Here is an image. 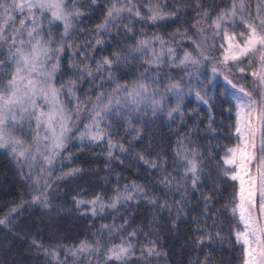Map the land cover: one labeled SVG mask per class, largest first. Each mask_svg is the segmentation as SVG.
<instances>
[{"label":"snow or ice","instance_id":"6c2138e0","mask_svg":"<svg viewBox=\"0 0 264 264\" xmlns=\"http://www.w3.org/2000/svg\"><path fill=\"white\" fill-rule=\"evenodd\" d=\"M97 3L98 0H89V7ZM104 3L102 22L97 24L82 46L74 37L78 36L79 20L84 13L75 6V0H0V149L9 152L22 176L24 169H28L24 178L32 182L33 204L43 208L51 206L47 190L51 187L53 168L57 158L60 161L64 159V153L73 140L78 139L81 146H85L86 140L99 142L107 138L109 159H119L114 156L116 151H128L123 144L117 146L113 142L111 126L104 121L116 124L128 121L131 125L149 113L153 116L166 114L171 120H175V114L180 113L183 119L181 102L186 82L183 78L170 79L162 65L179 67L189 77L187 83L191 84L193 77L199 76V68L207 67L204 62L213 60V79L217 74L225 77L227 83L236 89L235 92L225 89V94L231 95L238 109L246 108L248 115L247 138L241 133L238 111V143L224 150L215 170L227 179L239 181L238 191L234 193L238 202L231 210L233 221L238 213L243 224V231L235 233L237 242L243 244V264H264V0H259L254 12L250 0H232L230 6L221 9L214 17L210 16L200 0H196L193 7L196 19L191 28L186 26L189 22L183 19L186 14L182 11L184 5L181 0H173L171 10L160 0H104ZM204 24H207L206 28L202 26ZM60 25L62 34L57 38L52 33L59 31ZM137 25L145 32L142 37L135 35ZM147 25L153 29L171 25L177 27L170 37L158 34L148 36ZM129 33L132 35L129 36ZM197 33L202 39L196 38ZM221 35L220 57H215L211 49L216 47L217 38ZM122 36L126 38L117 42V37ZM185 41L194 45L196 51L190 50ZM109 43L115 47L105 55V45ZM179 48L185 49L183 56L179 54ZM5 49L7 59L3 58ZM97 52L101 59H96ZM65 56L69 61V79L66 81L60 79L65 71ZM220 64H223L222 68ZM132 71L140 74L131 83L121 84L116 74ZM237 72L241 74L239 78L245 80L250 75L253 88L236 84L228 75ZM105 74L107 82L97 85L101 90L99 94L86 93L85 98L77 95L82 91L79 87L81 81L96 84L98 80L104 81ZM105 88L111 90L102 91ZM196 96L199 101L211 106L212 99L202 85L197 86ZM171 97L176 99L174 107H170ZM82 112L86 113L88 121L84 123L83 130L79 127V123H83ZM256 122L261 128L258 149ZM213 123L209 115L210 130ZM25 129L31 139L25 137ZM131 135L139 136L140 133L137 131ZM186 137L187 134L178 137V140ZM174 151V167L182 169V173L169 172L167 159L163 157L162 162V155H157L155 160H148L144 155L138 157L153 169L151 175L156 178L159 189L151 182L137 184L133 181L131 185L125 183L123 188L117 184L108 199L101 194L88 200L74 197L77 208L93 217L105 215L107 209H112L115 218L116 213L131 210L133 204L145 201L153 210L167 209L169 214L173 207L178 206L176 211L179 216L185 206L189 181L192 190L199 189L203 169L216 157H211L205 164L203 154L191 145L184 147L178 144ZM80 171L79 168L62 171L58 178L74 177ZM33 173L36 174L35 179ZM157 191L162 196L156 195ZM174 192L179 199L173 195ZM169 196L174 203L169 201ZM202 198L205 201L202 215L206 221L212 219L213 229H208L207 223L198 228L195 243L205 248L214 240L212 231L215 230L216 238L221 237L222 231L215 228V214L209 207L212 196L202 194ZM85 205L87 207H83ZM18 210L14 207L12 213ZM12 213L0 219V225H6V219L10 220ZM175 223L173 221L174 227ZM127 224L125 216L120 225H102L101 236L105 232L108 234L107 243L99 239L81 240L71 247L65 246L63 259L60 248L49 251L35 240L33 244L37 252L43 250L45 257L51 258L46 259V264H52V261L55 264H93V261L95 264H129V258L137 255L140 259L132 261V264H158V260H153V257L159 258L162 254L158 242L146 240L137 252L139 233L135 229L128 231ZM236 228L239 229L240 225L237 224ZM114 233L119 234L118 241ZM195 264H211V260L205 258Z\"/></svg>","mask_w":264,"mask_h":264},{"label":"trees","instance_id":"16d2710c","mask_svg":"<svg viewBox=\"0 0 264 264\" xmlns=\"http://www.w3.org/2000/svg\"><path fill=\"white\" fill-rule=\"evenodd\" d=\"M181 2L184 5L182 11L186 14L183 19L189 22L186 26L191 28V23L196 19V13L193 11L196 0H181ZM200 2L210 16L214 17L217 12L227 7L228 0H200ZM163 4H167L171 10L173 0H163ZM75 6H78L84 15L80 17L77 28L78 36L74 39H77L83 46L89 39L90 33L95 31L97 24L102 22L106 6L104 0H98V3L91 7H89V0H75ZM202 26L206 28L207 24ZM146 27L148 36L158 34L170 37L176 31L177 26L171 25L160 29H153L150 25ZM60 29L59 35L62 34V25ZM121 32L123 33V28ZM134 32L138 37L145 34L139 25L135 27ZM131 35L129 33V36ZM123 38L126 37H117V42ZM196 38L202 39L198 33ZM185 43L190 45V50L196 51L195 46L189 41ZM105 47L107 50L104 54L108 55L115 45L109 43ZM89 51L91 54V50ZM184 51V48L178 49L181 56ZM211 54L218 56L217 44L214 49H211ZM95 55L97 60L102 58L99 52ZM214 62L207 60L204 62L207 67L202 66V68H212ZM68 63V57L65 56L63 61L65 71L60 77L61 80L69 79ZM162 67L163 71L169 74L170 79L178 80L184 77L179 67H169L166 64ZM219 67L223 66L220 64ZM139 74V72L132 71L117 73L116 76L119 82L124 84L132 82ZM228 75L236 84L249 89L253 88L251 79L239 78L237 73H228ZM101 82H107V74H105L104 81L98 80L96 84H89L87 80L81 81L79 87L82 91L77 95L85 98L86 93L99 94L101 90L97 88V85ZM108 90L111 89H102L104 92ZM207 96L212 99L210 107L214 123L211 125V130L209 129V115L197 107L190 97L185 96L181 102L183 119L180 118V113H176L175 120H167L165 123L158 124L150 122L146 125L140 123L113 125V122H108L107 124L111 126L113 142L117 146L123 144L128 150L126 152L116 151L114 156L119 159H109L107 156V139L96 146H81L77 139L73 140L64 153V159L60 161L57 158L54 165L51 187L47 190L51 201L49 208L33 204L32 182L26 180L20 171L11 168L9 162L0 154V219H5L9 213H12L14 207L19 209L18 212L12 213L10 220L6 219V225H0V264H46L43 250L37 252L33 240L48 250L71 247L74 243L78 244L84 239L90 241L99 239L102 243H107L108 234L105 232L101 236L102 225L113 223L120 225L121 219L125 216L128 219L126 225L128 231L135 229L139 233L137 239L140 244L136 245L137 252L146 240L158 242L162 254L159 258L153 257L154 261L158 260V264H195L198 260L203 262L205 258L210 259L211 264H242V247L238 246L233 238V234L238 230L237 221H233L229 212L236 186L215 170L224 147L231 145L233 119L226 114L229 110V102L221 97L220 88L209 89ZM92 98L94 100L95 96ZM81 119L83 123H79V127L83 130L84 123H88L86 113L82 112ZM137 131L140 133L139 136L131 135ZM185 134H187L185 139L178 140V137ZM178 144L184 147L191 145L197 152L202 153L205 164L211 157H216L208 167L203 169L200 188L192 190L189 187L185 206L179 216L176 211L178 206L173 207L169 214L167 209L153 210L152 206L145 201L133 204L131 210L116 213L115 218L112 215V209H107L105 215L93 217L90 213L83 214L77 208L74 197L88 200L96 194H101L104 199H108L112 197L117 184L123 188L125 183L131 185L133 181L137 184L151 182L159 189L156 178L151 175L153 169L148 168L138 157L144 155L148 160H155L157 155H162V162L163 157L167 159L169 172L182 173V169L174 167V150ZM175 163L178 164L179 161L176 160ZM72 168H79L81 171L74 177L58 178L61 177L62 171L68 172ZM35 175L34 173V179ZM224 180L227 182H222ZM202 194L212 196L209 207L215 214V228L222 231L221 237L216 238V232L213 230L214 240L205 248L195 243L198 239L195 235L198 228L207 223L208 229H213L212 219L209 218L206 221L202 215L205 211ZM156 195L162 196L159 191ZM173 195L176 199L180 198L175 192ZM169 201L174 203L172 196H169ZM21 205L23 206L20 207ZM173 221L176 222L175 227ZM113 235L118 241L119 234L114 233ZM205 235H207V230H205ZM139 259L138 255L130 257L129 264Z\"/></svg>","mask_w":264,"mask_h":264},{"label":"rangeland","instance_id":"374dc122","mask_svg":"<svg viewBox=\"0 0 264 264\" xmlns=\"http://www.w3.org/2000/svg\"><path fill=\"white\" fill-rule=\"evenodd\" d=\"M250 2L253 5V12H254L255 11V5L259 2V0H250ZM160 3L163 4V0H160ZM231 3H232V0H228L227 7L230 6ZM227 7H225V8H227ZM46 30H47V26H46ZM60 32H61V29L59 31H54L52 33V35L58 38L60 36L59 35ZM221 39H222V35H221V37H218L217 38V52H218V56L217 57H220V41H221ZM3 58L4 59H7L6 52H5V55H4ZM221 65L223 66V64H221ZM7 71L8 70L5 69V73H7ZM199 73L200 74H199L198 77L197 76H194L193 77L191 84H188L187 83L189 77L186 76V75H183L184 76L183 79L186 82L185 83V86H184L185 96L186 97H190L191 100H192V102L196 106H198L201 109H204L208 114H211V112H210V106L208 104H205L202 101H199L197 99L196 89H197V86L198 85H202L203 89H206L207 91L209 89H211V88H214V87H220V89H221V95L229 101L230 108H229L228 114H230L232 116L233 125H234L233 126V129H232V137H233V139L231 140V145H229L227 147L236 146V144L238 143V137H237V134H236L237 112L238 111L240 112L239 119H240L241 133L245 136V138H247V134H248V129H247L248 115H247L246 108H240V109H238L237 108V105H236V102L232 99L231 95H226L225 94V89H227L230 92H235L236 89L232 88V85L227 83V81L225 80V77L223 75L217 74L216 77H215V79H213L212 68L203 69L202 66L199 68ZM237 73H238V75H241L239 72H237ZM248 77L251 78V79H253L250 75ZM210 80L212 81V83H208V81H210ZM189 88L192 89L191 92L188 91ZM108 91H110V90H108ZM185 96H184V98H185ZM170 99H171L170 107H174L175 104H176V99H175V97H171ZM167 110L168 109H166L165 111L167 112ZM167 120L169 121L171 119H169L166 114L153 116V115H151V113H149L148 115H142L138 119L137 124L140 123L141 125H146L147 123H150V122H153L154 124H158V123H165ZM108 122L109 121H104V124H107ZM120 123L121 124H124V123H128V121H121ZM114 124H116V123L113 122V125ZM260 134H261V128L259 126V122H256L255 141H256V147H257V149L259 148V145H260ZM25 137L28 138V139H31L30 135L28 134V130L27 129H25ZM106 139L107 138H105V140ZM104 141L92 142V141H87L86 140L85 141V145H88V146H96V145H98L100 143H103ZM77 142L81 144L80 140H78V139H77ZM227 147H224V149H223V151L221 153V156L224 154V150ZM0 154L9 162L11 168H14L17 171H20L19 166L12 159L11 155L9 154V152L6 149H0ZM189 155H191V153H189ZM221 163H222V161H221ZM253 171H255V169H253ZM27 174H28V169L25 168L24 169V176H27ZM244 179H245V181H247V176L246 175L244 176ZM232 182H234V181H232ZM234 184L236 185V188H237V191H238L239 181H235ZM189 187H191V182L190 181H189ZM236 202H238V197H235L234 198V200L232 202V205L229 208V212L231 214V217H233V213H232V210L231 209H232L233 204L236 203ZM83 207H87V205H85ZM253 215L255 216V214H253ZM235 220L237 221V224L240 225V228L238 230L243 231V224L239 221L238 213L236 215ZM234 240H235V242L238 245H240L242 247V251H243V244H242V242H240V243L237 242L236 234H234ZM64 248L65 247H61L60 248L61 249V259H63V250H64ZM49 251H51V250H49ZM43 256L45 257V255H43ZM45 259L50 260L51 258L50 257H48V258L45 257ZM68 260L71 261L72 260V257L69 256L68 257ZM52 264H55V262L52 261ZM242 264H243V262H242Z\"/></svg>","mask_w":264,"mask_h":264}]
</instances>
